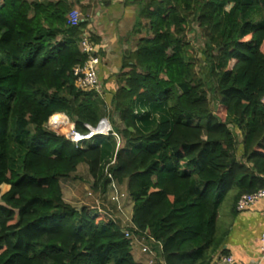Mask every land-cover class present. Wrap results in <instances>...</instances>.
Segmentation results:
<instances>
[{"label":"trees","instance_id":"trees-1","mask_svg":"<svg viewBox=\"0 0 264 264\" xmlns=\"http://www.w3.org/2000/svg\"><path fill=\"white\" fill-rule=\"evenodd\" d=\"M82 2L0 0V264H141L126 230L160 242L166 264H209L220 201L264 187V0H126L136 20L109 101L73 74L88 58ZM202 60L208 78L195 70ZM108 108L119 142L75 145L47 128L65 114L86 133ZM80 164L96 194L125 186L131 228L63 199L60 180Z\"/></svg>","mask_w":264,"mask_h":264},{"label":"crops","instance_id":"crops-1","mask_svg":"<svg viewBox=\"0 0 264 264\" xmlns=\"http://www.w3.org/2000/svg\"><path fill=\"white\" fill-rule=\"evenodd\" d=\"M82 7L87 20L83 33L87 34L90 40L91 37L96 40L95 52L100 58L97 75L104 92V99L109 101L117 88L114 86L119 83L118 75L122 58L131 48V31L136 20L137 6L127 3L126 0H83ZM80 13L82 15V12ZM105 117H109L107 112ZM109 121L113 123L112 119ZM117 122L115 121V124H120V128L119 119ZM8 189V185H0L1 194ZM132 206L133 201L128 207L131 214ZM103 208L105 211L110 209L106 206ZM231 208L235 215L209 264L219 254H231L234 264H264V245L260 242L261 232L264 229V199L242 211L236 210L232 199ZM120 215L119 218L122 221L127 220L123 214ZM114 221L122 226L117 218ZM138 237L142 238V236ZM139 238L132 250L135 261L146 264L156 255L158 264H166L162 257V247L158 243L150 242L148 239L143 241Z\"/></svg>","mask_w":264,"mask_h":264},{"label":"rangeland","instance_id":"rangeland-1","mask_svg":"<svg viewBox=\"0 0 264 264\" xmlns=\"http://www.w3.org/2000/svg\"><path fill=\"white\" fill-rule=\"evenodd\" d=\"M187 38L190 40V43L192 44L194 50L197 53V56L200 58L201 55V50L204 48L205 40L203 38V34L201 29L198 27L197 23L191 19L189 22V29L186 32ZM195 70L202 76H205L208 78V68L206 66V61L202 60L201 64L197 65L195 67ZM114 87H117L114 86ZM210 98V103H211V108L212 110L215 109V106H217V100H214L211 95H209ZM109 112V113H108ZM107 113L109 114V119H112L113 123L111 122L112 128L113 129H118L120 124H117L118 118H117V113L112 112L111 108L107 109ZM68 118V117H67ZM115 121L117 122L115 124ZM51 123V122H50ZM71 123V121H70ZM69 123V124H70ZM47 128L54 133L66 137L65 135L66 131H55L52 130L49 126V121L47 123ZM115 130V132H116ZM117 133V132H116ZM236 133V132H235ZM238 139H240L239 135H237ZM106 138L105 136H102L101 138H98L97 140L100 141V139ZM100 143H102L100 141ZM91 177L88 173L87 166L85 164H80L78 166L77 172L72 174L69 178H64L60 180V186L62 190V196L63 199L79 209L83 205H88L94 210H103V206H106L110 209H108L111 214L114 216V219L117 218L120 221V224L123 226L125 223H127L131 217V211L130 207L131 206V198L128 195L125 186L121 185L120 187L117 188L120 193L115 187H113L111 184L107 187L106 194H102L98 196L96 193H94L90 189L91 185ZM2 190H4L2 188ZM118 191V197H119V205H117L116 202H114L111 198V195L116 193ZM233 194L234 191H230L227 195L224 196V198L220 201L218 208H217V217H216V235L215 238L217 241L221 242L222 237H225V233L228 230L229 223H231L232 218L234 217L233 210L231 208L232 205V199H233ZM100 204L101 207L98 208L97 205ZM119 208L124 210V216L127 218L124 219L123 221L119 218L120 212ZM100 209V210H99ZM104 211V210H103ZM130 219V220H131Z\"/></svg>","mask_w":264,"mask_h":264},{"label":"built area","instance_id":"built-area-1","mask_svg":"<svg viewBox=\"0 0 264 264\" xmlns=\"http://www.w3.org/2000/svg\"><path fill=\"white\" fill-rule=\"evenodd\" d=\"M81 20H82V15L78 10H72L68 14V23L72 26L78 25V23ZM79 49L81 52L85 53L88 58L84 63L77 64L73 67V74L76 77V82L78 87L83 91H94L98 96L104 98V92L102 90L97 75V66L100 62V58L99 56L96 55L95 45L93 44V42H91L90 37L85 33H83L82 37H80L79 39ZM63 115L64 117H66L67 123H70V120L67 118V116L65 114ZM49 126L52 130L59 131L58 129L60 126H57L58 129H55L53 125H51L50 119H49ZM86 127L88 129L87 132L80 133L75 130L74 123L71 122L70 129H68V132L65 134L67 135L66 138L69 139L75 145L81 141L91 140L94 136L97 135L107 136L111 134L117 139L118 142L121 140L120 135L114 131L107 117H103L95 127H91L89 125H86ZM111 185L118 190L114 182L111 183ZM118 191L113 195H111L112 200L116 202L117 205H119ZM97 195L100 196L99 194ZM261 199H264V187L258 189L255 192L244 193L240 195L236 201L235 208L237 211L245 210L249 206H252L253 204L260 201ZM97 207L100 208L101 205L98 204ZM103 210L100 211L108 215L112 220H114V216L111 214V212L105 210L103 211ZM119 212L120 214L124 215L123 209L119 208ZM127 221L128 222L125 223V225L123 226L126 228H131L133 226L132 219L131 220L129 219ZM124 234L127 238H130L133 246L138 242V238H139L138 236H142V235H133V234L131 235L128 230H126ZM139 239H142L143 241L145 239L146 240L148 239L150 242L152 241L158 243V245L162 247L161 243L155 241L153 238H146L142 236V238ZM260 242L262 243V245H264V229L261 232ZM156 257L157 256L155 255L146 264H158L157 262L158 258L156 259ZM211 264H234V258L231 254H219Z\"/></svg>","mask_w":264,"mask_h":264},{"label":"bare ground","instance_id":"bare-ground-1","mask_svg":"<svg viewBox=\"0 0 264 264\" xmlns=\"http://www.w3.org/2000/svg\"><path fill=\"white\" fill-rule=\"evenodd\" d=\"M50 122H51V125H53V127L55 129H58L57 126H60L59 127V131H66L65 133L68 132V129H70V124L67 123L66 121V117H64L63 114H56V115H53L51 118H50Z\"/></svg>","mask_w":264,"mask_h":264},{"label":"clouds","instance_id":"clouds-1","mask_svg":"<svg viewBox=\"0 0 264 264\" xmlns=\"http://www.w3.org/2000/svg\"><path fill=\"white\" fill-rule=\"evenodd\" d=\"M51 118V117H50Z\"/></svg>","mask_w":264,"mask_h":264}]
</instances>
